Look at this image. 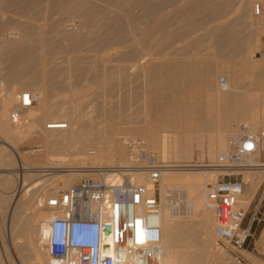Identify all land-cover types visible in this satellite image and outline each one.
Segmentation results:
<instances>
[{"label":"bare ground","instance_id":"1","mask_svg":"<svg viewBox=\"0 0 264 264\" xmlns=\"http://www.w3.org/2000/svg\"><path fill=\"white\" fill-rule=\"evenodd\" d=\"M39 1L51 2L40 4L41 16L56 10L82 17L75 32L66 29L65 18L0 22V264H56L42 250L54 215L44 202L74 180L127 176L154 190L142 172L143 153H156L167 167L160 180L159 264H236L214 250L218 237L207 185L218 172L198 167L230 150L229 135L264 128V60L252 57L264 41V0H78L72 10H64L73 5L62 0L0 5L29 12ZM92 13L98 17L84 18ZM97 30L107 35L93 44ZM186 39L191 48L177 57L173 48ZM88 48L99 55H82ZM223 49L235 64L219 61ZM112 60L129 66L90 70ZM27 93L30 106L24 105ZM34 143L40 146L20 150ZM205 146L213 162L207 166ZM196 151H202L200 164H194ZM243 180L240 202L248 210L264 171H246ZM175 193L191 217L172 213ZM260 235L264 253V228ZM246 253L253 264H264Z\"/></svg>","mask_w":264,"mask_h":264},{"label":"built area","instance_id":"2","mask_svg":"<svg viewBox=\"0 0 264 264\" xmlns=\"http://www.w3.org/2000/svg\"><path fill=\"white\" fill-rule=\"evenodd\" d=\"M30 106V94H23ZM230 150L209 166L218 179L207 185L218 241L236 250L254 238L248 210L240 197L246 186L243 173L264 171V130L229 138ZM145 154V153H144ZM146 157V154H145ZM142 172L155 189L123 180L83 178L56 192L44 205L53 211L42 244L56 264H159L163 257L160 180L167 167L155 156L146 157ZM235 260L242 264L243 257Z\"/></svg>","mask_w":264,"mask_h":264},{"label":"rangeland","instance_id":"3","mask_svg":"<svg viewBox=\"0 0 264 264\" xmlns=\"http://www.w3.org/2000/svg\"><path fill=\"white\" fill-rule=\"evenodd\" d=\"M78 0H62V2L64 4H71L73 5L72 7L71 6H66V7H63L64 10H72L74 9L76 2ZM255 2H257L258 0H254ZM40 4H45V5H50L51 2L49 1H39V3L37 2L36 3V6H38V8H34V10L32 11H29V12H26V11H23L21 9L22 5L20 6H16V5H13L11 7H8L6 5L3 4V6L0 5V19L1 21L0 22H6V23H10V22H14L15 20H26V21H31V22H39V21H44V20H57L58 18H65L67 21L65 23V26L66 29H68L69 31L72 30V32H75V30L77 29L76 27L77 24H78V18H81L78 16H75V17H68V16H60L58 14V11L56 10H53V8L50 12V16H41L40 13H42L44 10L42 9L43 7H41ZM259 4V3H258ZM103 3L99 2V7L102 6ZM40 6V7H39ZM2 7V8H1ZM103 8V7H100V9ZM59 8H57L58 10ZM62 10L59 9V11ZM261 10H262V15L264 16V6L262 5L261 6ZM26 14L28 13L29 16L28 17H20L18 15H21V14ZM257 14H259V7H257ZM39 15V16H38ZM4 17V18H3ZM20 17V18H19ZM98 15L96 13H92V14H89L87 16H84V18L88 19L90 18L91 20H93L94 18H97ZM229 18H233V15L229 16ZM4 19V20H3ZM88 19V20H90ZM74 30V31H73ZM103 32V34L105 35H102L101 32ZM97 30V34H96L94 37H93V41H91L93 44L98 40V38L101 40L102 38H104L106 35H107V31L105 30ZM99 32V33H98ZM11 33V31L9 32ZM101 36H100V35ZM248 33H245V35H243V37L241 38L242 40L239 41V45L242 47V46H245L247 44V39H246V35ZM96 36H98V38H96ZM104 36V37H102ZM94 38H96V41L94 40ZM189 39V38H188ZM188 39L186 40H183L182 42L178 43L177 44V48H173V50L177 49V53H176V56L177 57H185V49L188 47V48H191V43H189ZM264 39V37H263ZM89 47L92 48V44L89 45ZM85 52V54H84ZM82 55L84 56H88V57H92L94 58L95 56H98L100 51L99 50H96L95 48L94 49H90L88 48V51L85 50ZM228 52L226 50H222L221 52V58L219 59V61L224 65V66H229L231 64H235L237 62V58H231V57H227ZM255 60H264V41L261 43V45L259 46V48L255 51V53L253 54V56ZM126 66H129V63H126V62H117V61H108V62H104V63H97V64H94V66L90 67V70L91 71H94V70H99V69H112L114 67H126ZM96 75V73H90L87 75V79L89 80H92V78H94V76ZM186 80V78H183L181 79V82L183 83L184 81ZM187 80L189 81L190 79L187 78ZM97 88L94 87L93 90H96ZM65 93V96L68 97L69 93L68 92H64ZM182 94V93H181ZM184 94V93H183ZM60 100H62L61 97L55 99L56 102H59ZM258 130H264L263 127H258ZM232 135H229L227 137L230 138ZM207 135L204 137L206 138ZM208 138V137H207ZM206 138V139H207ZM36 146H40L39 144H32L30 146H25V148H21L20 150L25 153V152H29L30 149H35L34 147ZM206 147V146H205ZM208 147L205 148V158H204V162L203 164L205 166L209 165L210 163H213L210 158L208 157ZM202 151H196L195 153V157H194V164H200L199 163V160H198V157L201 155ZM153 155L156 157V159L160 162V163H163V161L160 159L159 155H157L156 153H153ZM146 157H145V154L143 153L142 154V159L144 160ZM200 171H207L208 169H211L210 167H204V168H200ZM178 169V168H177ZM5 170V169H3ZM4 174H7V171H4ZM91 178V177H90ZM93 179V178H92ZM98 179V178H97ZM95 179V180H97ZM264 181V180H263ZM79 180H74L72 181V184H76L78 183ZM174 195V196H173ZM172 195V199L170 198L169 202L171 205V208L173 206V209L172 210V213L177 215V213H181V216L184 217V216H189L188 214H190L189 217H191L193 215L191 209H188V207H185V203H184V197L180 194V193H175ZM177 195V196H176ZM182 196V197H181ZM182 201V202H181ZM183 205V206H182ZM177 206V207H176ZM46 212L47 211H50L48 209L45 210ZM192 214V215H191ZM187 218V217H185ZM246 222H245V225H248L249 223H252V233L254 236V238H252L250 241H248V243L243 247V249L237 251L235 250L233 247L231 246H227L225 244H222L220 243L219 241H216V244L214 245L215 249H221L225 252H227V254H229V257H231V260L238 264V262L235 260V258L237 256H240V257H243V261H242V264H253L249 259H248V255L246 252L248 253H251L255 258H257L259 261H264V253L260 251V249L258 248V245H259V239H260V234L262 232V229L264 228V182L262 183L261 187L259 188L258 190V193L257 195L255 196L254 198V201L252 203V205L250 206L248 212H247V216H246ZM212 264V263H210Z\"/></svg>","mask_w":264,"mask_h":264}]
</instances>
